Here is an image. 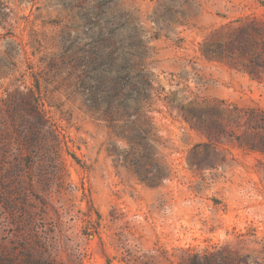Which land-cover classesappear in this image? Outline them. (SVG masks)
<instances>
[{
    "label": "rangeland",
    "instance_id": "1",
    "mask_svg": "<svg viewBox=\"0 0 264 264\" xmlns=\"http://www.w3.org/2000/svg\"><path fill=\"white\" fill-rule=\"evenodd\" d=\"M47 261L264 264V0H0V264Z\"/></svg>",
    "mask_w": 264,
    "mask_h": 264
},
{
    "label": "trees",
    "instance_id": "2",
    "mask_svg": "<svg viewBox=\"0 0 264 264\" xmlns=\"http://www.w3.org/2000/svg\"><path fill=\"white\" fill-rule=\"evenodd\" d=\"M25 145H26L27 148L30 149L31 147L34 146V141L31 140V138H29L28 141L25 143ZM52 163L54 165V168L57 167L56 168V171L59 170L58 169V166H59V155L58 154H57V157L52 160ZM9 212H10L9 214H11V216H12L13 219H15V220H19L20 219V215H18L17 212L15 213V210L13 208H10L9 207ZM46 264H53V263L50 262V261H47ZM191 264H200V263L193 262Z\"/></svg>",
    "mask_w": 264,
    "mask_h": 264
}]
</instances>
